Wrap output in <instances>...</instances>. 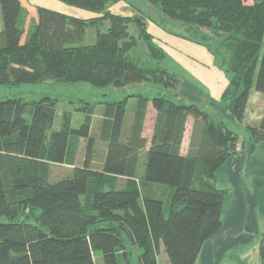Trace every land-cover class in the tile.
<instances>
[{
	"label": "trees",
	"instance_id": "1",
	"mask_svg": "<svg viewBox=\"0 0 264 264\" xmlns=\"http://www.w3.org/2000/svg\"><path fill=\"white\" fill-rule=\"evenodd\" d=\"M60 1L100 12L122 0ZM147 1L167 18L190 25L194 40L220 58L230 76L223 106L243 123L252 88L264 95V0ZM0 6V87L49 80L118 89L148 81L179 86L140 16L106 10L102 17L111 26L84 45L87 19L42 6L35 17L22 0H0ZM128 23L142 30L149 63L128 56ZM132 97L128 134V97L102 112L99 140L105 151L99 168L95 106L80 128H72L65 115L63 127L53 131L56 98L0 101V264H96V253L103 264H134L129 245L140 251L138 264H159L163 248L168 264H196L202 246L222 229L227 191L217 187L215 177L236 154L239 135L197 103L163 94ZM151 107L156 117L149 140L144 132ZM189 117L194 125L184 155ZM248 131L252 142L264 143V113L261 124ZM80 139L87 145L77 164ZM52 164L71 166L73 173L51 181ZM259 260L264 264V232Z\"/></svg>",
	"mask_w": 264,
	"mask_h": 264
},
{
	"label": "rangeland",
	"instance_id": "2",
	"mask_svg": "<svg viewBox=\"0 0 264 264\" xmlns=\"http://www.w3.org/2000/svg\"><path fill=\"white\" fill-rule=\"evenodd\" d=\"M22 1L27 9H33L35 17H37L36 8L42 6L70 16L87 19L88 24L86 25L85 37L83 43H81L84 45L94 43L97 34L105 32L111 26V21L102 17L106 10H111L113 13L124 16H140L142 21L145 20L147 30L154 36L156 44L165 51L166 60L163 65L179 80V86L176 90L166 88L153 81L132 84L121 89L115 88L114 86L100 88L83 82L61 84L53 80L37 84L26 83L19 86L0 87V101L10 98L32 101L39 100L43 96L56 98L57 115L53 124V131L60 130L63 127L65 115L72 121V128H80L85 121L90 106H95L96 115L94 117L92 133L97 140V156L94 162L96 167L99 168L102 165L105 151L103 143L99 140L100 125L103 117L102 112L108 108V104L120 102L126 97H128L129 105L125 134H128L127 128L131 124L132 108L135 105V98L132 95L141 94L152 98L156 95L163 94L178 103L199 104L204 110L209 112L211 118L215 121H220L225 117L221 111V107L224 108L221 96L229 83L230 76L222 65L220 58L214 56L208 46L194 40L196 37H194L192 31L195 30L189 31L192 29L190 25L167 18L161 12L160 7L151 4L147 0H122L110 4L100 12H92L66 4L60 0ZM143 26L145 25L143 24ZM2 28L0 6V30ZM127 30L129 35L126 40L130 44V49L127 50L128 56L138 59L143 63H149L152 56L149 47L141 36L142 30L135 23H128ZM199 30L212 35L208 29ZM221 50L225 52L224 49ZM181 92L182 99L178 97V94H181ZM263 113L264 95L257 92L255 88H252L243 123H234L230 119L228 121L230 126L238 133L240 143L251 141L248 126H259ZM86 145L87 142L85 139L79 140L77 145L79 148L77 164H81L83 161ZM50 168L51 181L67 178L73 173V168L67 165L52 164ZM140 169L142 176L145 173L144 165H141ZM123 183L124 180L120 179L118 186H122ZM156 186L163 191L169 190L168 187L163 185ZM2 220H5V218ZM128 248L134 260L133 263L138 264L140 251L130 245ZM158 263H169L168 255L164 248L158 257ZM96 264H103L101 253H96Z\"/></svg>",
	"mask_w": 264,
	"mask_h": 264
},
{
	"label": "crops",
	"instance_id": "3",
	"mask_svg": "<svg viewBox=\"0 0 264 264\" xmlns=\"http://www.w3.org/2000/svg\"><path fill=\"white\" fill-rule=\"evenodd\" d=\"M178 97L183 98L182 92ZM221 108L225 119L216 122L223 121L234 130L228 121H238ZM155 117L156 112L151 107L144 132L149 140ZM193 125L194 118L189 117L182 146L184 155L189 151ZM237 147L236 154L224 163L215 177L217 187L227 191L221 213L222 229L202 246L196 264H260L259 247L264 232V143L238 142Z\"/></svg>",
	"mask_w": 264,
	"mask_h": 264
}]
</instances>
